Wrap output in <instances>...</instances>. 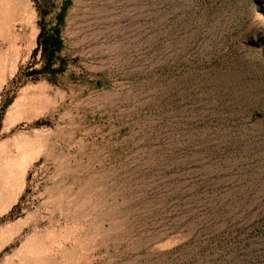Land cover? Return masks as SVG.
<instances>
[{
	"label": "rangeland",
	"instance_id": "obj_1",
	"mask_svg": "<svg viewBox=\"0 0 264 264\" xmlns=\"http://www.w3.org/2000/svg\"><path fill=\"white\" fill-rule=\"evenodd\" d=\"M0 10V264H264V0Z\"/></svg>",
	"mask_w": 264,
	"mask_h": 264
},
{
	"label": "trees",
	"instance_id": "obj_2",
	"mask_svg": "<svg viewBox=\"0 0 264 264\" xmlns=\"http://www.w3.org/2000/svg\"><path fill=\"white\" fill-rule=\"evenodd\" d=\"M60 42L58 31H55L51 35H46L44 29L40 31L34 53L41 52L42 60L44 61V66L41 70H52L54 55L57 52ZM32 72L37 73V70H33Z\"/></svg>",
	"mask_w": 264,
	"mask_h": 264
},
{
	"label": "bare ground",
	"instance_id": "obj_3",
	"mask_svg": "<svg viewBox=\"0 0 264 264\" xmlns=\"http://www.w3.org/2000/svg\"><path fill=\"white\" fill-rule=\"evenodd\" d=\"M1 11V10H0ZM10 12L11 11H9L7 8H5L4 9V11H3V16H11V14H10ZM10 33V32H9ZM11 36L13 35V34H10ZM7 36H9L8 34H7ZM6 35H5V37H7ZM16 39V38H15ZM7 40V39H6ZM10 40H11V38H10ZM13 40H14V38H13ZM13 40H11L12 41V43H13ZM5 42V41H4ZM9 42V41H8ZM9 43H11V42H9ZM10 44V48H11V46H13L14 45V43L13 44Z\"/></svg>",
	"mask_w": 264,
	"mask_h": 264
}]
</instances>
